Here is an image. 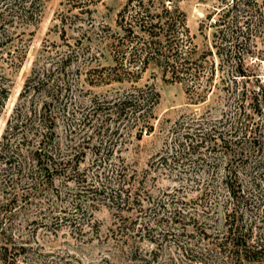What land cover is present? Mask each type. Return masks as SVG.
<instances>
[{
  "label": "rangeland",
  "instance_id": "rangeland-1",
  "mask_svg": "<svg viewBox=\"0 0 264 264\" xmlns=\"http://www.w3.org/2000/svg\"><path fill=\"white\" fill-rule=\"evenodd\" d=\"M125 1L41 0L34 19L0 29V36L7 34L10 39L0 48V73L10 90L0 111V141L18 105L39 109L44 100L55 107L66 105L56 113L63 140L65 128L77 129L82 114L91 112L98 101L143 86L159 95L150 132L143 131L137 139L135 127L121 123L118 134L110 136L113 140H107L111 130L103 136L101 154L108 150L109 154L102 165L93 164L94 141L85 145L74 172L67 171L56 182L61 193L57 206L65 218L34 231L33 227L22 230L21 242L27 250L17 255V247L12 252L16 264H128L119 237L112 234L123 220L133 226L130 234L140 248L152 250L153 259L143 264H202L200 257L207 258V264H227L212 243L223 227L225 212H233L253 234L264 237L262 0H245V6L238 0L227 17L229 22L237 21L223 27V44L238 64L223 62L221 70H231L229 77L236 79L226 78L222 84L216 76V85L204 99L183 83L164 79L154 65L141 72L137 81H107L95 75V68L113 64L110 42L121 33L117 13ZM228 1L232 2L176 0L197 52L215 50L218 12ZM76 3L84 6L71 7ZM245 18L249 20L243 24ZM237 36L238 43L232 46ZM69 55L70 60L63 61ZM30 77L45 79L44 88L31 89L22 97ZM102 118L91 122L98 125ZM186 130L194 135L182 138ZM200 137L205 139L203 146L188 152V145ZM223 139L239 142L229 141L231 146L224 152ZM229 170L228 176L238 184L234 198L221 182ZM90 183L104 188V195L92 199L93 193L86 191ZM120 190L121 197H116ZM107 192L115 193L114 198ZM28 239L30 243H25ZM0 264H6L1 255ZM243 264H264V257Z\"/></svg>",
  "mask_w": 264,
  "mask_h": 264
},
{
  "label": "trees",
  "instance_id": "trees-1",
  "mask_svg": "<svg viewBox=\"0 0 264 264\" xmlns=\"http://www.w3.org/2000/svg\"><path fill=\"white\" fill-rule=\"evenodd\" d=\"M246 1L241 0L240 3L243 6L248 5ZM40 2L41 0H0V29H5L6 24L15 21L34 19ZM176 3V0H126L117 13V24L121 33L114 34L110 42L113 64L95 68V75L107 81H137L141 72L149 65H154L159 68L164 79L183 83L187 90L199 99H204L206 93L216 85V76L222 84L227 82L226 78L230 81L236 79L235 75L233 78L229 77L231 70L223 71L221 68L223 62L238 64L234 57L228 55L227 46L223 44V41H226L223 27L237 21L229 22L227 17L238 5V0L228 1L225 7L220 9L216 20L218 27L214 32L215 50L202 53L196 51L186 25L185 13ZM72 5L73 8L84 6L79 3ZM261 6L264 8V0ZM248 20L249 18H245L243 24L248 23ZM259 20L264 28V20ZM8 39L7 34L0 36V48L8 43ZM237 39L238 36L231 41L232 46L238 43ZM213 55L217 56L218 61ZM70 57L71 55L66 56L63 61L70 60ZM237 60L240 61V58ZM4 80L5 76L0 73V111L10 91ZM44 80L30 77L20 96L24 97L31 89L34 92L40 91V88H44ZM198 88L201 89L200 92L197 91ZM47 93L55 97L51 92ZM158 97L156 90L143 86L133 87L130 91L114 97L110 96L103 102L98 101V104L92 106L91 112L82 114L77 129L73 126L65 128L63 140L57 131L56 113L61 109L65 110L66 105L60 103L55 107L54 104L51 105V100H44L39 109H33L29 105L25 109L21 105L15 107L0 141V255L4 263L16 264L18 259L12 252L17 247H20L17 255L27 250V245L21 242L22 230L28 228L30 231L33 227L31 231H34L65 218L60 216L62 209L57 206L61 193L56 182L67 171L74 172L81 161L79 158L85 154V145L94 141V150L91 151L94 156L93 164L102 165L109 154V150L101 154V143L105 142L103 136L111 130L107 140H113L110 136L118 134L121 123L134 126L137 139L141 138L143 131L150 132V120ZM99 116L103 117L101 122L98 125L93 124L92 119ZM244 123L246 129L248 121ZM89 129H92L91 132ZM237 131L236 129L232 133ZM192 135V132L186 130L183 131L182 138H190ZM97 140L99 143L95 144ZM204 141V137H200L190 143L188 152L203 146ZM229 141L232 140L223 139L226 147L224 152L231 146ZM232 142L239 141L235 139ZM261 145L262 143L260 147ZM229 173L230 170L221 182L227 195L234 198L238 184H235L236 178L232 180L228 176ZM87 187L89 188L86 191L93 193L92 199L96 194L104 195L105 190L101 186L90 183ZM118 191L116 197H121L122 190ZM107 194L114 198L115 193ZM42 198L47 202L46 205L41 203L44 201ZM122 200L128 202L125 198ZM135 220L134 218L131 222ZM121 223L112 234L119 237V248L121 251L123 249L122 256L128 259V264L150 262L153 259L152 250L144 252L135 237L130 234L133 226L124 220ZM222 224V229L218 231L212 243L215 252L222 254L227 264H243L264 257V237L253 234L250 228L236 219L233 212L224 213ZM24 242L30 243L29 239ZM209 249L212 251V248ZM198 259H201L198 261L202 264H207V258Z\"/></svg>",
  "mask_w": 264,
  "mask_h": 264
}]
</instances>
